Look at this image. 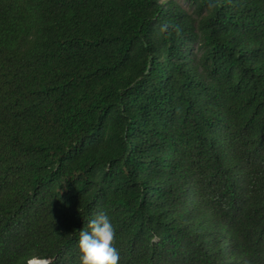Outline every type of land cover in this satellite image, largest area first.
Listing matches in <instances>:
<instances>
[{"label":"trees","instance_id":"1","mask_svg":"<svg viewBox=\"0 0 264 264\" xmlns=\"http://www.w3.org/2000/svg\"><path fill=\"white\" fill-rule=\"evenodd\" d=\"M101 211L119 264H264V0H0V264Z\"/></svg>","mask_w":264,"mask_h":264},{"label":"clouds","instance_id":"2","mask_svg":"<svg viewBox=\"0 0 264 264\" xmlns=\"http://www.w3.org/2000/svg\"><path fill=\"white\" fill-rule=\"evenodd\" d=\"M170 25L164 23L160 32L167 33ZM179 34V31L177 32ZM116 232L107 213L101 211L80 231L81 264H119L120 252L115 245ZM51 257L33 255L26 264H53Z\"/></svg>","mask_w":264,"mask_h":264}]
</instances>
